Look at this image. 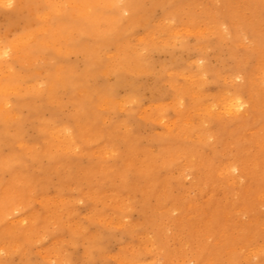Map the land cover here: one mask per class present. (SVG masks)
<instances>
[{
    "label": "rangeland",
    "instance_id": "obj_1",
    "mask_svg": "<svg viewBox=\"0 0 264 264\" xmlns=\"http://www.w3.org/2000/svg\"><path fill=\"white\" fill-rule=\"evenodd\" d=\"M21 1L0 5V44H8L22 33L26 19L35 28L46 12L39 0H27L24 6L19 4ZM209 1L135 0L139 14L150 13L152 21L134 28L124 23L123 27L133 29L130 39L142 37L155 30V24L165 22L175 6L191 11L206 7ZM255 5L256 17L250 21L253 28L247 29L252 36L247 31L233 34L234 26L226 23L222 34L206 32L200 37L190 35L166 49L151 47L148 66L137 61L132 65L134 70L120 73L122 86L113 98L92 91L96 81L84 73L83 50H103L98 56L103 60L98 70L103 72L111 64L109 56L116 48L103 47L105 43L87 30H74L68 43L62 41L58 51L47 49L29 66L14 61L28 85L39 81L46 88L28 95L26 101L12 95L10 102L12 107L17 106V118L5 125L8 128L21 123L25 132L12 138V128H8L13 144L2 141L0 133V199L22 188L19 197L24 207L14 219L25 220L18 225L0 224V246L11 250L0 252V264H186L187 253H192L194 264H230V256L234 264H264V167L256 170L252 164L255 159L264 165V92L247 88L264 63V0ZM251 6L252 0L213 2L216 14L229 9L233 17H248ZM122 40L118 38L117 45ZM200 58L208 68V98L196 104L190 96L191 84L196 82L190 78V71L192 62ZM183 72H187L186 79L180 76ZM69 73L89 81L88 87L80 85L73 91L60 87L59 75ZM103 80L109 85L115 82L112 75H105ZM242 85L246 112L239 116L218 115L209 121L204 111L208 101L220 100ZM84 95L90 99L86 108L93 114L92 120L78 112ZM178 95L185 103L182 114L171 107ZM105 99L107 107L102 106ZM118 104L123 108L119 109ZM129 111L132 114H127ZM160 113L163 120L176 123L173 131L165 133L162 123L154 121ZM190 113L195 116L196 128L192 134H183L180 125ZM53 114L58 118L56 126L52 125ZM62 126L79 128L78 138L87 140L79 142V152L65 157L70 168L76 164L71 170L74 173L53 181V186L45 190L39 179H33L37 186L24 189L30 174L37 171L36 164L26 158L22 173L7 168L4 162L13 154L26 156L27 149H43L48 136L37 138L36 133ZM205 130L211 138L202 141L199 137ZM106 131L110 134L105 138ZM97 135H101L99 145L90 144L97 141ZM20 142L27 148L19 146ZM102 145L115 150L110 163L120 168L112 182L103 179L97 157ZM189 147L192 150L187 153ZM194 153L200 155L196 165L189 159V154L196 156ZM231 157L249 161L242 178L235 182L220 170ZM138 161L144 168L137 165ZM93 163L96 166H87ZM57 168L63 169L60 164ZM196 185H201L200 190H195ZM60 196L73 202L74 217L68 218L65 206L53 208V201ZM168 210L175 219L172 222L166 220ZM212 210L218 212L220 220L211 225L214 235L207 237L205 227Z\"/></svg>",
    "mask_w": 264,
    "mask_h": 264
},
{
    "label": "bare ground",
    "instance_id": "obj_2",
    "mask_svg": "<svg viewBox=\"0 0 264 264\" xmlns=\"http://www.w3.org/2000/svg\"><path fill=\"white\" fill-rule=\"evenodd\" d=\"M17 0H0L1 6L13 5ZM36 1V0H33ZM45 5L46 12L38 18V25L35 28L29 26V19L23 21L25 26L22 29V33L14 37L8 44H0V133L2 134L1 140H7L13 144L17 136L24 134L25 130L21 123H16L14 126L8 127L12 128L13 137L9 138L7 125L5 122L13 121L17 118V106H11V96L16 95L21 97L26 101L28 95L38 94L45 90L46 86L43 83L36 81L32 85H28L25 79L26 77L17 69L14 61H19L22 65H31L34 58H37L41 53L45 52L47 49L59 50V45L63 41L68 43L72 36L74 30H80L79 33L85 30L89 31L94 37L102 40L103 47L114 46L116 48L115 53L109 56L111 64L102 72L98 68L102 65L103 60L98 57L100 53H103L102 49L95 47H87L83 50L84 59V73L88 77H92L93 81H96L95 86L92 91L99 96L111 97L113 98L119 87L122 86L120 80V73H128L135 69L134 63L137 61L142 62L145 66H148L150 62V56L147 54L151 47H162L163 49L168 48L169 45L174 46L177 43H181L190 35L200 37L206 32L210 33H223V29L226 23H230L234 26L233 34H246L247 29L250 31L252 27V18L256 17L254 14V9L256 2L260 0H252V6L249 9L251 12L248 17L239 14L236 17L231 15L230 10L223 14H216V7H213V2L215 0H210L208 4L202 5L200 8L187 11L182 9L180 6L173 8L170 11L165 22L155 24V30L148 32L145 36L135 37L130 39L131 32L133 29H126L123 27L124 23L129 24L128 28H134V26L145 25L152 21V15L150 13L139 14V7L135 4V0H39ZM192 3H198L199 0H191ZM248 2L249 0H244ZM27 0L21 1L19 4L24 6ZM199 5V4H197ZM125 14H127L125 16ZM235 18V19H234ZM184 20L187 22L184 24ZM228 21V22H226ZM158 27V28H157ZM248 32L251 36V32ZM215 33V34H216ZM231 38V33L228 32ZM64 36V39H62ZM118 38L123 39L121 45H117ZM67 45V44H66ZM131 65V66H130ZM193 72L190 71V78L196 80L194 84H191V97L196 101L197 104L200 100H205L208 96L205 94L206 89V79L205 76L208 72L206 64L202 62V59H196L192 62ZM100 69V68H99ZM147 69V68H146ZM247 68H243V71ZM246 72V71H245ZM103 73L102 77L100 76ZM105 75H112L115 78V82L112 85L106 83L103 79ZM187 72L180 74L182 79H186ZM254 79L249 81L247 88L256 93L264 92V63L257 73L253 74ZM234 77L240 78V75L234 73ZM58 85L66 90L73 91L80 85H87L89 81L80 80L79 76L69 73V75L60 76L57 79ZM245 91V86L239 87L237 90H233L220 100L212 99L211 102L208 101L207 105L204 107L205 115L211 121L214 116L225 117V116H239L240 114L246 112L247 100L243 97ZM88 95H84L82 100L78 104L79 115L84 116L87 120H92L93 117L90 111L86 108L89 102ZM131 101H128L130 104ZM184 99L180 95L175 99L173 105L171 106L175 111L179 113H184ZM21 103H18L20 106ZM105 105V106H104ZM104 107H107V100L103 101ZM119 109L123 108L122 105L118 104ZM34 110V108H33ZM132 111V110H131ZM129 111L127 114H132ZM35 111H32L34 114ZM191 114V115H190ZM187 119L183 120L180 126L182 128V133L189 134L195 131V116L190 113ZM54 124L58 118L57 115L53 114ZM165 117L162 113L155 116L154 121L157 123H162L165 127V133H169L175 129L176 123H169L167 120H163ZM19 119V117H18ZM4 121V123H3ZM163 121V122H162ZM208 120H206L207 122ZM208 121V122H209ZM90 124H94V121H89ZM10 123V122H9ZM174 127V128H173ZM179 128V127H178ZM180 130V128H179ZM79 128L77 127H52L49 132L39 130L36 133L37 138H41L45 135L48 136V140L45 141L43 149H27V155L24 157L12 155L8 160L4 162V166L10 168L13 171L24 172L23 164L28 160H31L36 164L35 172H32L29 176V180L26 182L24 189L33 188L36 185V181L33 179H39L43 182L44 190L53 186V181L62 180L64 177L72 175L69 162L65 160L67 155L75 154L80 151L78 146L79 142L87 141L86 138H78ZM110 134L106 131L103 137H107ZM207 135V136H206ZM97 135V141L90 142V144L99 145V137ZM201 137V138H200ZM200 140L205 138H211V135L205 130V134L200 136ZM202 140V141H203ZM199 141V140H198ZM18 145V144H17ZM19 146L25 147L23 142L19 143ZM27 147H25L26 149ZM192 150L191 147L187 149V153ZM115 150L113 148H107L105 145L101 146V149L97 153L99 159V164L103 169V179L112 182L116 176H118L117 171L120 170L116 167L114 163H110L111 158ZM196 156L189 154V159L191 164L196 165V161H200L199 153H194ZM122 157V156H120ZM196 157V158H194ZM249 161L236 159L231 157L220 169L222 172L228 175V179L232 182L237 181L243 176L244 167L249 164ZM57 164L61 165L62 170L57 168ZM190 164V165H191ZM252 164L256 170H260L264 167L261 161H252ZM137 165H141L144 168L142 161H138ZM69 166V167H67ZM87 166H96V164H89ZM5 167V168H6ZM76 168H78L76 166ZM147 168V167H145ZM3 178V172L0 167V182ZM125 176L122 180H125ZM33 181V182H32ZM37 181L38 183H40ZM37 186V185H36ZM126 188V187H125ZM201 185H196L195 190H200ZM21 189L14 190L6 193L0 199V224L7 222L12 225H18L24 222L23 218H15V214L19 213L23 209L22 201L19 197L21 194ZM62 193L60 192L59 195ZM62 196V195H61ZM58 197L56 201H53L57 206H65L67 209L68 218L74 217V204H70L69 201ZM57 202V203H56ZM117 205L122 204L121 201H117ZM171 210L166 212V220L169 222L175 219L171 215ZM209 224L205 227V232L207 237H212L213 227L212 224H216L220 220V216L216 210H212L209 214ZM204 249L208 248V243L203 245ZM6 251L11 252L9 248L0 246V252ZM185 258L186 264H194V259L192 253H187ZM0 256V261H2ZM230 264H234V259L232 256L228 259ZM120 264H126L125 262H120ZM127 264H138L136 262L130 261ZM212 264V263H211Z\"/></svg>",
    "mask_w": 264,
    "mask_h": 264
}]
</instances>
